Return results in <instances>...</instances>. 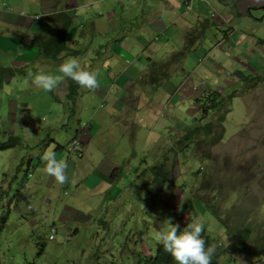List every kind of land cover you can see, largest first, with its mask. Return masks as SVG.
Returning a JSON list of instances; mask_svg holds the SVG:
<instances>
[{
	"label": "rangeland",
	"instance_id": "374dc122",
	"mask_svg": "<svg viewBox=\"0 0 264 264\" xmlns=\"http://www.w3.org/2000/svg\"><path fill=\"white\" fill-rule=\"evenodd\" d=\"M226 1L194 0L192 11L182 0H119L120 5L114 0H64L60 7L46 3L45 14L64 5L75 7V26L65 37L67 46L78 53L66 48L59 62L27 47L16 55L0 54V71L22 67L26 73L8 74L0 88V142L19 139L14 148L0 151V211L7 216L0 229L1 264H143L138 255L153 254L154 233L166 228L169 217L181 223L188 214L181 209L192 202L198 209L195 217L213 231L216 253L225 249L229 235L208 213V206L231 227H256L252 241L261 243L264 83L252 86L248 80L264 78V2ZM4 3L18 11L41 13V2L0 0L2 9ZM24 3L28 10L15 7ZM64 12L73 14L66 7ZM8 23L0 36L22 38L26 30ZM149 24L157 29L156 37L148 32L149 40L131 45V35L142 34ZM167 27L174 38L166 34ZM193 30L197 42L173 64L168 78L180 95L162 89L164 94L161 86L149 83V58L161 62L181 52L184 36ZM225 31L230 43L223 39ZM119 38H128L127 51L115 45ZM73 57L98 73L97 89L78 87L70 100L64 94L67 80L51 93L31 83L30 73L56 74L60 64ZM135 61L146 66L145 72L120 84L119 73H129ZM209 91L221 94L224 102L207 117L201 114L199 100ZM158 105L156 114L153 106ZM198 119L210 123L215 136L225 132L223 139L211 147L192 143L190 149L177 151L178 140ZM75 136L84 141V149L79 158H68L69 152L60 149L59 159H71L67 176L73 175L71 184L61 185L42 172L36 160ZM202 156L207 158L201 161ZM160 163H165L167 176L153 183L149 168ZM51 227L55 233L49 240ZM232 260L226 253L219 263ZM236 260L234 264H264V258L256 256Z\"/></svg>",
	"mask_w": 264,
	"mask_h": 264
},
{
	"label": "trees",
	"instance_id": "16d2710c",
	"mask_svg": "<svg viewBox=\"0 0 264 264\" xmlns=\"http://www.w3.org/2000/svg\"><path fill=\"white\" fill-rule=\"evenodd\" d=\"M219 1L222 2V0H219ZM71 26H72V19L70 16L66 15V12H64V10H60V11L53 12V13H48L39 19L37 23V27L39 31L36 33L35 37L29 40V43L30 45L32 44L34 45V47L37 50V53L40 54L42 57L46 59L56 60L57 57L60 55V53H65L64 51L66 50V48H68V46L66 45L67 43H66L65 36L68 30L71 28ZM184 37L185 39H187V42H186V46L183 48L181 52H175L161 62H153L149 58V67H150V75L148 76L149 83L152 84L153 86L156 85V88L162 84L161 81L163 79H167L170 69L172 68V66H175L173 64H175L176 61L178 60L181 61V59L185 56L183 54L190 52L192 48L194 47L195 43L197 42V36L194 32L187 33ZM73 52H76V51H73ZM20 68H13L14 70H10L7 73H3L1 70L0 71V88L2 87V84L4 83L3 81L9 76L8 74L16 76V77H21V76L26 77V73L20 70ZM158 76L159 78L163 76V78L161 80H157ZM248 82L252 83V86H254L258 83L259 84L264 83V78H261L260 76H252L250 77ZM65 85H66V93H65L66 98L70 100H74L79 86L72 80H67ZM230 97H233V95L231 94ZM220 99H222L221 102H220ZM199 101H200V105L202 106L201 114H203L204 116L205 115L207 116L211 111H215L216 108L219 107V105L224 102V98H222L221 94L215 91H209ZM220 119L222 120L223 117ZM200 120L202 119L195 120L197 125H194V127L187 129L182 134L181 139H179L177 142L178 148L175 147L177 151L183 152L185 149L187 150L190 149L192 147L191 146L192 143L196 144V146L200 145L201 143H205L206 146L211 147L214 142H218L221 138L223 139L225 132L222 131L219 133L218 136H215L211 134L212 133L211 124L210 123L203 124L202 122H200ZM218 122L220 123V120ZM218 125L220 124H217V127H219ZM192 137L196 138V142L190 141ZM200 137H203V138H200ZM74 138H76V136ZM202 139L204 141H202ZM18 141H19L18 138H9L6 141L0 142V151L15 147L18 144ZM171 151H175V150L171 149ZM176 155H177V152H176ZM206 158L207 156H202L201 161H204L203 159H206ZM164 167H165V163H160L157 166L155 165L149 168V172L153 176V181H154L153 183H157L159 180H163L166 178L167 172L165 171L163 172ZM170 167L171 168H169V170L172 169V166ZM117 171L118 169L113 170L110 176L111 179H114V177H116L115 174ZM194 175H196V173ZM1 197H2V191L0 190V199ZM21 199H25V196L20 195V200ZM197 199L199 200V198ZM199 202H201V200H199ZM192 203H190V205L188 206H183V208L181 209L183 213L185 212L188 213L185 216V218L182 220V222L181 223L176 222V221L174 222L180 226L179 230H183L186 224L190 222V218L195 217L196 213L198 212V209L196 211L194 210L195 208ZM212 208H213L212 206L206 207V209H208V213H210L211 216L217 219L219 226L224 227V230H226L225 232L227 236L229 235V242L227 241V243H225L226 245H225L224 250H221L218 253L215 252L214 256L212 257L211 264H220L219 262L221 261V258L226 253H228L230 258H232L235 261H237L236 259L248 260V259H251L253 256H256L258 258L260 257L264 258V234L261 235V237L259 238L261 243L252 241L251 235L253 231L256 230V227H250L244 224H242V227L240 229L231 227L225 221L220 220V217L216 215L215 210ZM206 209L204 210V212L206 211ZM6 219H7L6 213H4L1 210L0 211V229L4 227ZM203 226H204V231L202 233V236L205 239L206 244L214 245L216 239L213 236V231L212 230L209 231V229H207L206 224L204 225V223H203ZM50 231H51V234L49 236V240H52L53 233H55V229L51 227ZM248 241H249V244H248ZM40 247L43 248L44 243H41ZM138 256H139V259L142 260L143 264H176V262L170 256V254L167 253L163 249V247L159 245L158 243L154 247L153 254L142 256L139 253ZM233 260H232V264H234Z\"/></svg>",
	"mask_w": 264,
	"mask_h": 264
},
{
	"label": "clouds",
	"instance_id": "9594fccd",
	"mask_svg": "<svg viewBox=\"0 0 264 264\" xmlns=\"http://www.w3.org/2000/svg\"><path fill=\"white\" fill-rule=\"evenodd\" d=\"M261 1L264 2V0H261ZM193 2L194 0H182V4L184 8L189 11H192V7L195 4L194 3L192 5ZM114 3H118L120 5L119 0H114ZM221 3L227 4L226 0H222ZM55 4L56 3H54V6L56 7ZM3 5L5 9L12 10V8L11 7L9 8L7 4L4 3ZM60 6L61 4L58 5V7ZM64 7H66V10L68 9L72 10L73 14L70 17L73 22L74 12H75L73 11V9L75 7L73 5L71 6L64 5L61 10H64ZM57 11H60V10L57 9ZM239 13H241L240 10H239ZM22 15H23V12H22ZM44 15L42 16L34 15L37 23L39 19L43 17ZM249 15L250 13L248 10V15H245V16L248 17ZM72 26H75V25L72 23ZM230 30L232 31L231 28ZM190 32H194L196 34V30L189 31V33ZM226 33H229V32L227 31L224 32L223 39L226 41L225 43H230V35H229L230 33L224 37ZM159 35H164V33H161ZM66 43H67V39H66ZM61 54L62 53H60V55ZM38 55L40 56V54ZM58 57L55 61L58 60ZM172 70L173 69L169 71L167 79L170 76ZM29 75L32 77L31 83L35 87L45 92H49V93L57 91L60 88V85L63 84L66 80H72L79 87L88 89V90H95L100 86L99 80L97 78L98 73L85 69L80 64V62L74 57L69 58L65 60L64 62H62L56 74L39 72L35 74L30 73ZM6 79L4 81H7ZM165 80L166 79H163L161 83L163 84ZM72 140L78 141L77 136L76 138L73 137L72 139H70L61 148H63L64 151H67V153L69 152V154H71V156L68 154V158L69 157L79 158L81 157V152L83 151L85 144L82 140L80 142L78 141L79 143L78 149L75 152H70L69 145ZM59 147L60 145L59 146L56 145L54 149L46 151L42 159L45 163V168H44L45 173L48 176L53 177L58 184L63 185L68 182V176L66 173L68 164H67V160L64 158L57 159L55 151H58ZM12 148H9V149H12ZM9 149H6V150H9ZM70 160L71 159H69V161ZM28 161L30 162V166L34 163L31 158ZM38 161H39V158H37L36 164L38 163ZM166 222H167L166 228L164 230L155 232L154 239L159 245L163 247V249L167 253L170 254V256L173 258L176 264H211L212 257L215 254V245L206 244V241L202 236V233L204 231V226L199 218L191 217L190 222L186 224L183 230H179L180 226L174 223L171 217L167 218Z\"/></svg>",
	"mask_w": 264,
	"mask_h": 264
},
{
	"label": "crops",
	"instance_id": "0c3cea01",
	"mask_svg": "<svg viewBox=\"0 0 264 264\" xmlns=\"http://www.w3.org/2000/svg\"><path fill=\"white\" fill-rule=\"evenodd\" d=\"M26 1H29L31 3H39L41 2L39 5H41V13L37 14V13H28V11H23L22 9L20 11L18 10H15V9H12V10H8L7 9H2L0 7V23H1V27H0V30L3 28L5 29L6 26L10 25L8 22L11 21V24H15L17 26H19V29H24L26 30V32H22L23 33V37L22 38H18L16 35L15 37H11L10 35H5L6 37H3V36H0V54H9V53H12L14 55H16L17 52H20L24 50V48L27 47V49L29 48H34V45H30L29 43V40L33 37H35L37 31H38V28H37V21L35 20V17L34 15L36 16H42L43 14H45V4L46 3H49V4H52V3H62L64 2V0H26ZM79 2H84V0H79ZM172 2H174V0H172ZM8 5V4H7ZM10 6V5H8ZM16 8H23V9H26L28 10V8H26V4H19V5H15ZM12 8V7H11ZM12 12H14V14H12ZM22 12H23V15H22ZM240 14H242V10L240 9ZM14 15V16H13ZM176 23H171L169 25H175ZM154 24H149L147 25V27L145 28V30L143 31L142 34L140 35H131V39L128 41V38H119L118 41H115V45L117 47H120V49L124 50V51H127L128 49V45H127V41L130 43L131 42V45H135L136 43H139V39L140 40H149L150 38L146 35V33H150V36H153L156 33V28L153 26ZM153 30H154V33H153ZM186 30V29H185ZM166 31V34H168L169 36H171L173 33H170V30H169V27H167L165 29ZM194 31V30H193ZM186 32V31H185ZM183 33V32H182ZM1 34H4V33H1ZM145 37V38H144ZM156 37V35L154 36V38ZM159 37V36H158ZM157 37V38H158ZM154 39L155 41H158V39ZM171 38H174V35L170 37ZM76 40V39H75ZM73 40V41H75ZM183 41L182 39V36H181V41L180 43ZM114 45V46H115ZM175 47V46H174ZM69 48V47H68ZM176 48V47H175ZM70 50L72 51H76L78 53V50H75V49H71L69 48ZM163 50V49H162ZM172 50V49H171ZM116 51V48L115 50ZM167 51H170V50H167ZM146 52H149V55L153 56V52L150 51L149 49H146ZM60 56H65V53L59 55ZM59 57H58V60H59ZM155 57L157 58V55H155ZM57 60V62H59ZM202 62L204 63V61L202 60ZM57 65V63H55V66ZM118 65V61L116 62H111V67L112 68H115L116 66ZM84 67H86V64H84ZM174 68V66L172 67V69ZM127 70V69H126ZM126 70L123 72L124 74H120L119 72V77H120V80H117V81H122L120 84H123V83H126V82H133V79L135 78V76L138 74V73H142V72H145L146 70V66H144L141 62H137L135 61L134 62V66H131V69H129V73H126ZM169 78V77H168ZM170 80L166 79L164 82H166V84H163L161 85L160 89H165V91H168V92H177L178 95H180V90L178 89V87L174 88L172 87V84H170L169 82ZM64 85V84H63ZM171 85V86H170ZM125 85H123L124 87ZM64 88L66 89V85H64ZM63 92V91H62ZM162 92L165 94V92L162 90ZM64 93V92H63ZM65 94V93H64ZM172 95H169V98L171 97ZM181 99V97H180ZM170 100V99H169ZM163 104V103H162ZM165 104V103H164ZM169 104V102H166L165 106H167ZM161 105V104H160ZM160 105H158L157 107L153 106V109L155 110L156 114L157 112L159 113L160 111ZM162 111V110H161ZM84 142V141H83ZM59 146V145H57ZM60 149H61V146L58 148V151H55V153L58 152V154H56V157L57 159H59V157L61 156V152H60ZM43 157V155H42ZM42 157L40 158L39 157V161H38V165H39V169L42 170L43 172V169L45 168V163L42 159ZM70 162L71 161H68L67 160V164H68V168L66 170V173L68 172L69 170V167H70ZM114 165H117L116 163H113ZM71 174V173H70ZM72 174L71 175H68V182L67 184H71L73 179L72 178Z\"/></svg>",
	"mask_w": 264,
	"mask_h": 264
},
{
	"label": "built area",
	"instance_id": "2783aa9c",
	"mask_svg": "<svg viewBox=\"0 0 264 264\" xmlns=\"http://www.w3.org/2000/svg\"><path fill=\"white\" fill-rule=\"evenodd\" d=\"M78 141L77 140H72L70 145H69V151L70 152H75L78 149Z\"/></svg>",
	"mask_w": 264,
	"mask_h": 264
}]
</instances>
